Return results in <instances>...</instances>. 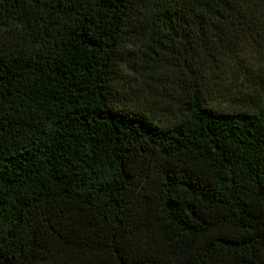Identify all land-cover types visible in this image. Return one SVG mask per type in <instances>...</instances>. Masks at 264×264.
Here are the masks:
<instances>
[{
  "label": "trees",
  "instance_id": "16d2710c",
  "mask_svg": "<svg viewBox=\"0 0 264 264\" xmlns=\"http://www.w3.org/2000/svg\"><path fill=\"white\" fill-rule=\"evenodd\" d=\"M0 264H264V0H0Z\"/></svg>",
  "mask_w": 264,
  "mask_h": 264
},
{
  "label": "rangeland",
  "instance_id": "374dc122",
  "mask_svg": "<svg viewBox=\"0 0 264 264\" xmlns=\"http://www.w3.org/2000/svg\"><path fill=\"white\" fill-rule=\"evenodd\" d=\"M254 58H256V57H254ZM256 62V61H255Z\"/></svg>",
  "mask_w": 264,
  "mask_h": 264
}]
</instances>
